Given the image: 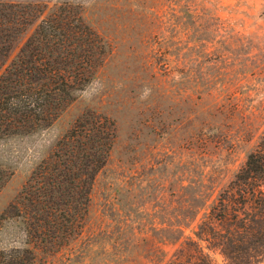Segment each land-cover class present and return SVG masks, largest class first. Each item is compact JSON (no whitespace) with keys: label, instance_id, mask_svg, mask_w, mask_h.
<instances>
[{"label":"rangeland","instance_id":"1","mask_svg":"<svg viewBox=\"0 0 264 264\" xmlns=\"http://www.w3.org/2000/svg\"><path fill=\"white\" fill-rule=\"evenodd\" d=\"M0 3L29 21L7 65L47 17L92 34L79 52L92 77L75 100L50 127L0 140V165L11 175L0 192V249L30 247L36 264H165L181 243L164 242L155 227L192 216L185 204L194 212L204 196L199 221L264 133V0ZM89 113L112 120L117 139L82 233L62 248L45 247L12 217L13 205ZM202 246L213 264H226L220 251Z\"/></svg>","mask_w":264,"mask_h":264},{"label":"trees","instance_id":"2","mask_svg":"<svg viewBox=\"0 0 264 264\" xmlns=\"http://www.w3.org/2000/svg\"><path fill=\"white\" fill-rule=\"evenodd\" d=\"M16 11L0 3V71L5 68L0 76V140L50 127L92 77L88 61L79 54L89 45L83 38L92 34L85 31L87 27L57 16L41 20L7 65L14 42L29 25L27 17ZM116 139L112 120L96 113L85 115L35 171L13 205L12 217L22 219L43 246L68 245L85 228L94 182ZM10 176L0 165V192ZM206 198L201 197L194 212L191 203L185 204L192 216L170 218L155 227L164 242L181 243L165 264H213L203 243L220 251L226 264H264V133L245 165L197 221L207 207ZM36 260L30 247L0 249V264H36Z\"/></svg>","mask_w":264,"mask_h":264}]
</instances>
